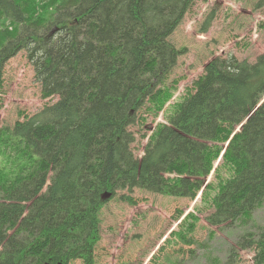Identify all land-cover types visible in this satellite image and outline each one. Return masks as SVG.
I'll use <instances>...</instances> for the list:
<instances>
[{
	"label": "trees",
	"instance_id": "1",
	"mask_svg": "<svg viewBox=\"0 0 264 264\" xmlns=\"http://www.w3.org/2000/svg\"><path fill=\"white\" fill-rule=\"evenodd\" d=\"M195 1L0 0V89L4 64L24 50L41 96H57L0 127V264H97L101 209L133 188L190 201L201 192L157 251L194 244L211 210L210 225L252 226L221 264L244 249L264 264V225L253 221L264 203V52L214 56L169 103L184 52L169 37ZM162 110L135 156L131 126Z\"/></svg>",
	"mask_w": 264,
	"mask_h": 264
},
{
	"label": "rangeland",
	"instance_id": "2",
	"mask_svg": "<svg viewBox=\"0 0 264 264\" xmlns=\"http://www.w3.org/2000/svg\"><path fill=\"white\" fill-rule=\"evenodd\" d=\"M210 13L213 19L203 32L202 25ZM169 40L184 49L169 77L170 81L177 79L171 103L184 94L186 87H191L202 74L205 63L214 56L233 54L239 60L254 62L264 52V0H196ZM26 56V52L20 50L4 64L0 127L11 126L21 119L19 112L32 114L57 99V96H41ZM162 113L163 110L156 118L147 116L145 122L131 126L136 137L132 144L135 156L142 155L147 135L156 122L163 121ZM121 194L130 197L132 202L121 198ZM199 204L200 197L190 201L140 188L118 190L114 197L106 200L100 212L101 239L95 249L97 264H221L237 237L252 226L238 222L210 225L205 215L211 210L199 214L194 244L165 245L163 250L157 251L167 232L177 229V211H194ZM253 221L255 225H264V203L254 210ZM153 253L158 256L151 261ZM252 256L251 249L239 250L234 264H253ZM70 264L81 262L75 260Z\"/></svg>",
	"mask_w": 264,
	"mask_h": 264
},
{
	"label": "water",
	"instance_id": "3",
	"mask_svg": "<svg viewBox=\"0 0 264 264\" xmlns=\"http://www.w3.org/2000/svg\"><path fill=\"white\" fill-rule=\"evenodd\" d=\"M260 103H258V105H259ZM257 105V106H258ZM247 118H245L244 120H246ZM244 120H243V122H244ZM242 124V123H241ZM241 124L235 129V131H238L239 130V128H240V126H241ZM226 145V144H225Z\"/></svg>",
	"mask_w": 264,
	"mask_h": 264
}]
</instances>
